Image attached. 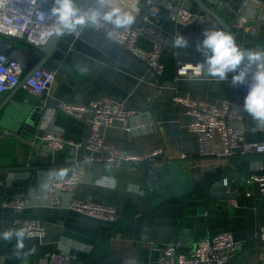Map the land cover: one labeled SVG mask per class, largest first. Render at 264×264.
Here are the masks:
<instances>
[{"label": "crops", "instance_id": "1", "mask_svg": "<svg viewBox=\"0 0 264 264\" xmlns=\"http://www.w3.org/2000/svg\"><path fill=\"white\" fill-rule=\"evenodd\" d=\"M144 1L132 3L142 5ZM221 1L231 3L232 10L218 12L221 16L227 14L230 33L237 43L245 49L264 50V42L250 38L241 41L232 26L238 12H245L251 20L263 14L264 3L258 9L244 0ZM77 3L83 5V0ZM46 6L51 7V0ZM187 9L197 12L198 6L191 0ZM164 14L169 16L167 11ZM165 24L170 32L178 31L188 38L191 46L178 50L177 58L166 53L172 56L173 63H168L164 78L157 77L145 63L101 33L83 28L79 35L56 36L52 50L43 58L46 62L43 67L55 75L47 109L21 87L3 96L0 108L5 106L11 113L4 130L16 137H0V201L22 192L30 196L32 204L19 216L0 207V231L16 229L12 222L20 219L42 223L47 234L26 239L24 251L33 248L35 251L22 259L14 255V239L0 240V264H23L56 252L77 255L73 264H159L151 246L180 243L182 252L188 253L198 243L221 233H230L235 241L243 243L229 264L261 263L264 242L257 234L264 223V197L257 186L247 184L250 177L264 175V158L255 155L236 156L234 163L241 178L228 171L224 182L229 196L226 199L214 200L211 193L200 189L152 206V199L142 186V169L121 164L83 166L84 178L74 195L63 196L64 203L72 198L90 199L110 206L119 213L118 221H100L48 204L47 189L53 177L58 173L70 174L74 165L69 160L74 155L79 160L81 154L66 148L62 153L47 155L43 145L39 150L35 146L42 142L49 125L77 144H84L87 137L88 123L64 113L62 108L67 105H88L101 99L122 103L123 110L132 114L126 127L118 122L103 132L106 141L127 156L147 159L162 155L181 160V168L190 179L226 166L222 157H200L198 137L188 131L192 117L172 99L190 97L219 105L234 93L231 77L229 82L203 76L200 80L174 83L177 61H202L195 49L202 38L194 31L176 28L169 19ZM254 27V24L248 27L249 35ZM256 37L264 39V32ZM139 46L150 50L146 41L141 40ZM77 62L87 67V73L76 70ZM162 87L161 95L158 90ZM244 126L246 141L264 142V125L258 126L245 114ZM253 128L257 130L252 131Z\"/></svg>", "mask_w": 264, "mask_h": 264}, {"label": "built area", "instance_id": "2", "mask_svg": "<svg viewBox=\"0 0 264 264\" xmlns=\"http://www.w3.org/2000/svg\"><path fill=\"white\" fill-rule=\"evenodd\" d=\"M48 0H0V37L7 40L22 41L33 48L45 46L55 36L52 21L48 17ZM191 0H145L147 12L144 13L141 4L132 3V0H117V6L131 12L137 18L128 30H114L111 25L102 24L98 28L85 27L95 30L114 43L124 47L131 55L142 61L153 71L157 77L162 78L165 67L161 62L164 53H170L177 58V49L173 48V40L178 31L170 32L166 27L169 19L173 25L184 31H194L201 38L207 28H219L218 23L209 15L199 14L187 9ZM213 11L232 10L231 3L221 0H206ZM167 11L169 16H165ZM254 24L251 35L259 36L264 32V13L251 20L244 12L236 14L233 28L245 30ZM220 29V28H219ZM143 40L150 45V50L139 46ZM198 62H176V77L174 83L181 80H200L203 78L196 65ZM23 70L16 62L0 54V95L12 92L21 87L33 96L38 105L47 109L49 107L55 75L45 67L32 72L26 79H22ZM162 95L164 87L160 88ZM247 87H234L233 98L222 100L219 105L206 101L191 99L190 97H173V102L182 106L186 113L192 117L188 131L198 137L199 155L202 158L234 157V156H261L264 155V142L246 141L244 116L247 114L241 107ZM67 115L77 120H85L91 124V134L88 145L77 144L57 133L49 125L43 142L44 154L62 153L66 148H71L74 154L80 153V159L74 155L69 163L74 165L70 174H56L48 189L47 198L51 208H63L86 217L116 222L119 213L112 207L95 203L88 199L85 201L71 199L64 203L63 196H73L77 186L84 178L83 166L100 165L116 167L129 162L142 161L145 158H134L117 151L105 138L104 129L113 127L115 123L126 122L132 116L123 110V104L112 99L93 101L88 105L63 106ZM89 114V118L85 116ZM52 116V114H50ZM155 156V155H153ZM248 185H255L264 197V175L252 176L247 180ZM249 196V195H247ZM29 195L17 192L0 201V207L19 216L31 207ZM12 225L16 228H26L30 238H41L47 234V227L40 222L22 221L14 219ZM258 238L264 242V223L260 227ZM243 247L242 242L235 241L230 233H221L195 245L188 253H183L180 243L166 246L150 247L157 255L159 264H229L235 253ZM78 260L75 254L52 253L40 259H32L23 264H73ZM264 264V257L261 263Z\"/></svg>", "mask_w": 264, "mask_h": 264}, {"label": "clouds", "instance_id": "3", "mask_svg": "<svg viewBox=\"0 0 264 264\" xmlns=\"http://www.w3.org/2000/svg\"><path fill=\"white\" fill-rule=\"evenodd\" d=\"M48 17L52 21L58 38L79 35L85 27L98 28L102 24L111 25L114 30H128L137 22L134 14L117 6V0H51ZM195 49L203 57L196 67L204 76L218 81H227L233 87H247V94L241 109L256 124L264 125V50L245 49L241 47L230 32L219 28H207L202 33ZM190 41L182 34L173 40V48L186 50ZM179 54V51L176 53ZM75 68L80 73H87L86 66L79 62ZM253 128L252 131H256ZM26 228L0 231V240L16 241L14 255L25 258L35 249L25 252L24 241L29 238Z\"/></svg>", "mask_w": 264, "mask_h": 264}, {"label": "water", "instance_id": "4", "mask_svg": "<svg viewBox=\"0 0 264 264\" xmlns=\"http://www.w3.org/2000/svg\"><path fill=\"white\" fill-rule=\"evenodd\" d=\"M198 6L199 14H206L211 16L222 29L231 32L232 27L227 22V14L223 13L222 16L219 12L213 11L206 3V0H192ZM250 4H254L258 9L264 3V0H244ZM142 11L147 12L145 3L141 5ZM250 28L247 30H237L236 34L242 41L244 38H250L258 42H264V39L256 36L249 35ZM198 37H200L197 34ZM56 35L48 41V43L39 48H33L22 41H11L0 37V54L6 56L10 62L18 63L22 70V79L29 77L33 71L43 67L46 62L43 58L47 56L54 46ZM118 45V44H117ZM120 46V45H119ZM122 47V46H120ZM124 48V47H122ZM8 93V92H7ZM7 93L0 95V104L3 96ZM233 98V95L232 97ZM6 111V112H5ZM11 118V113L7 111L6 107L0 108V137H16V135L4 130L6 121ZM91 134V124L88 123L87 137L84 146L88 145V138ZM43 142L36 145L39 150ZM264 158V155L256 156ZM249 158V157H242ZM238 157H222L221 160L226 161L225 167H219L203 175L193 178H188L181 168V160L166 159L162 155H155L142 161L129 162V165L142 169V186L152 199L151 205L157 206L173 197L184 196L204 189L211 193L214 200H221L229 198L226 194L227 188L224 185L225 176L228 171H234V177L240 179L241 176L237 173L238 168L234 163Z\"/></svg>", "mask_w": 264, "mask_h": 264}, {"label": "trees", "instance_id": "5", "mask_svg": "<svg viewBox=\"0 0 264 264\" xmlns=\"http://www.w3.org/2000/svg\"><path fill=\"white\" fill-rule=\"evenodd\" d=\"M172 60H173L172 56L168 55L166 53H164L162 58H161V62L165 68L168 67V63H173ZM165 72H166V70L164 71V74H165ZM164 74H163L162 78H164Z\"/></svg>", "mask_w": 264, "mask_h": 264}]
</instances>
